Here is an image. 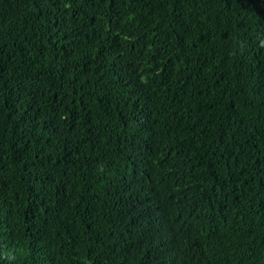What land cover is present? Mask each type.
<instances>
[{
	"label": "trees",
	"instance_id": "16d2710c",
	"mask_svg": "<svg viewBox=\"0 0 264 264\" xmlns=\"http://www.w3.org/2000/svg\"><path fill=\"white\" fill-rule=\"evenodd\" d=\"M0 264H264V0H0Z\"/></svg>",
	"mask_w": 264,
	"mask_h": 264
}]
</instances>
